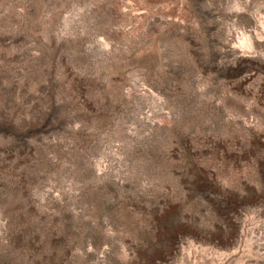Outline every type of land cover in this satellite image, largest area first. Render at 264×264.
Masks as SVG:
<instances>
[{"label": "rangeland", "instance_id": "obj_1", "mask_svg": "<svg viewBox=\"0 0 264 264\" xmlns=\"http://www.w3.org/2000/svg\"><path fill=\"white\" fill-rule=\"evenodd\" d=\"M0 264H264V0H0Z\"/></svg>", "mask_w": 264, "mask_h": 264}]
</instances>
